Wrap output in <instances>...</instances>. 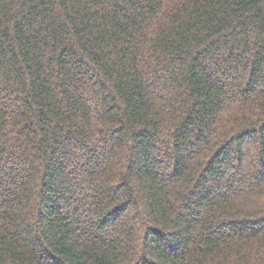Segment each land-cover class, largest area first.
Listing matches in <instances>:
<instances>
[{"label": "trees", "instance_id": "trees-1", "mask_svg": "<svg viewBox=\"0 0 264 264\" xmlns=\"http://www.w3.org/2000/svg\"><path fill=\"white\" fill-rule=\"evenodd\" d=\"M0 264H264V0H0Z\"/></svg>", "mask_w": 264, "mask_h": 264}]
</instances>
